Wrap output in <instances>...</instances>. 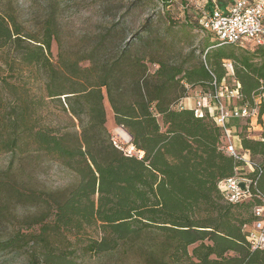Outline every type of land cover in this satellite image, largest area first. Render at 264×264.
<instances>
[{
  "label": "trees",
  "instance_id": "trees-1",
  "mask_svg": "<svg viewBox=\"0 0 264 264\" xmlns=\"http://www.w3.org/2000/svg\"><path fill=\"white\" fill-rule=\"evenodd\" d=\"M156 1L164 8L173 2ZM182 1L189 6L190 0ZM204 1L193 0L202 32L199 6ZM206 1L210 7L212 0ZM150 24L145 30L152 33ZM118 26L103 28L85 49H63L61 43L54 61L52 42L60 38L52 12L35 34L20 23L14 8L0 10V49L8 48L21 66L35 69L33 81L44 91L30 97L29 82L20 75L21 94L2 115L0 151L51 155L79 178L41 196L40 203L49 205L51 213L31 221L40 224L35 231L22 225L0 235V250L26 247L33 264H78L70 250L74 244L95 256L134 248L147 264H264V248H251L246 233L254 208L264 203V128L259 138L247 134L249 124L239 132L243 149L259 160L246 176L249 188L232 203L219 182L233 177L245 162L224 152L222 128L209 114L198 116L193 108L177 104L186 95V84L210 87L214 77H226L225 61L234 65L244 101L253 104L264 86V47L217 39L210 44L209 36L203 59L177 64L171 55L142 54L138 41L125 42ZM84 60L89 64L82 65ZM148 62L158 67L151 71ZM6 65L14 71L15 64ZM4 84L10 91L19 88L8 78ZM106 98L140 157L113 144ZM48 100L60 103L78 121V130L44 124L41 111ZM263 114L264 104L260 123ZM7 172L0 171V177L9 176ZM15 193L20 199L27 196ZM88 228L96 236L87 234Z\"/></svg>",
  "mask_w": 264,
  "mask_h": 264
},
{
  "label": "rangeland",
  "instance_id": "rangeland-1",
  "mask_svg": "<svg viewBox=\"0 0 264 264\" xmlns=\"http://www.w3.org/2000/svg\"><path fill=\"white\" fill-rule=\"evenodd\" d=\"M231 0H221L223 4H228ZM193 0L189 1V6L181 0H173L166 8L156 0H0V10L3 13L9 12V8H14L18 14V19L26 30L35 34H40L44 27V19L49 12L55 15L59 38L52 42L51 53L54 61L58 60L60 44L63 49H85L97 41L96 35L106 26L118 24V28L123 30L127 37L125 42L140 44L139 52L146 56L156 52L158 56L175 58V63L180 64L185 59H191L186 65L194 64L205 57L203 50L206 39L210 36V44L216 38L209 32H202L196 25L195 13L197 12ZM50 3H53L52 5ZM167 16L169 19H167ZM151 23L152 33L145 30V25ZM141 30V31H140ZM140 31V33H139ZM132 33V34H131ZM139 33L136 37V34ZM131 35H134L132 38ZM6 62L15 64L10 71ZM82 65L89 64L84 60ZM151 71L158 66L156 63H149ZM35 69L21 66L15 60V55L8 49H0V127L2 115L10 106L9 101L15 102L21 94V83L24 77L29 82L30 97L35 93L40 96L44 93L41 85L33 81V71ZM13 72V73H10ZM4 78H8L13 84L19 85L18 90L10 91L4 84ZM227 84L231 88L235 84L232 76H226ZM209 85L186 84V95L194 96L202 90H208ZM46 107L41 111L44 124L53 127H67L70 130H78V121L69 115L58 102L48 100ZM62 101L65 102L64 97ZM190 100H187V103ZM194 105V102H190ZM238 103L236 99L228 102L227 106ZM107 123L112 136L119 139L124 148L131 149L130 134L123 127L117 125L114 113L109 100H105ZM247 128V134L254 137L260 136L264 128V115L261 123L257 117L251 120L232 118L227 124L232 128L234 135L238 136L240 130ZM234 139V138H233ZM139 153L134 150V154ZM248 157V155H246ZM252 160H259V157ZM9 171V176L0 177V235L6 236L8 233L16 232L22 225L25 231H35L40 224H32L36 217H43L51 213V208L45 203H40L42 197H49L50 193L59 189H64L78 181V176L51 155L44 153H33L32 157L26 153L17 154L0 151V171ZM251 168L244 165L239 172L242 176H247ZM26 193L24 199L17 198L15 192ZM42 196V197H41ZM51 216L47 219L50 220ZM87 234L96 236L97 232L93 228L87 229ZM74 257L78 264H147L146 259L134 248L122 254L93 255L85 253L80 245H72ZM31 251V249H30ZM28 253V248L21 247L0 250V264H33Z\"/></svg>",
  "mask_w": 264,
  "mask_h": 264
},
{
  "label": "built area",
  "instance_id": "built-area-1",
  "mask_svg": "<svg viewBox=\"0 0 264 264\" xmlns=\"http://www.w3.org/2000/svg\"><path fill=\"white\" fill-rule=\"evenodd\" d=\"M194 1L198 2V0ZM199 8L202 13L204 29L219 42L239 44L244 47L247 45L264 47V0H231L228 4L212 0L210 7L205 0ZM224 64L229 70L228 76H232L235 80L234 86L229 87L226 77L222 78L221 81L214 77L208 90H202L195 95L194 105L190 102L187 103V100L193 98L190 95H185L177 104L180 108H193L198 116L209 114L215 123L222 128L221 148L224 152L234 156L237 160L244 161L245 165L254 170L258 163L251 159L252 156H250L249 151L244 150L242 145L239 146L236 143V139L240 141L239 133L238 136H235V132L233 133L232 128H229L227 124L232 118L251 120L253 117H257L259 120L261 106L264 104V86H262V92L254 96L253 104L248 101L245 102L244 95L240 90V82L234 77V65L231 61H225ZM232 99H236L238 103L231 105V107L227 106ZM249 127L248 129H250ZM112 141L127 154L138 157L142 155L141 151L134 154L135 147L133 149L124 148L115 136H112ZM240 168H236L233 177L219 182V188H221L225 199L232 203L242 199L251 182L250 178L240 174ZM241 182L244 183V187H241ZM254 217L255 219L250 226H246V233L250 247L262 249L264 248V203L254 208Z\"/></svg>",
  "mask_w": 264,
  "mask_h": 264
},
{
  "label": "crops",
  "instance_id": "crops-1",
  "mask_svg": "<svg viewBox=\"0 0 264 264\" xmlns=\"http://www.w3.org/2000/svg\"><path fill=\"white\" fill-rule=\"evenodd\" d=\"M194 98H195V97L193 96V98L190 100V102H191V101L194 102V101H195ZM263 115H264V114H263ZM263 115H262V116H263ZM261 119H262V118H261ZM235 141H236V143H237L239 146H241V141H239V140H237V139H236ZM131 146H133V145H131Z\"/></svg>",
  "mask_w": 264,
  "mask_h": 264
},
{
  "label": "water",
  "instance_id": "water-1",
  "mask_svg": "<svg viewBox=\"0 0 264 264\" xmlns=\"http://www.w3.org/2000/svg\"><path fill=\"white\" fill-rule=\"evenodd\" d=\"M240 185H241V187H244V183L243 182H241Z\"/></svg>",
  "mask_w": 264,
  "mask_h": 264
},
{
  "label": "bare ground",
  "instance_id": "bare-ground-1",
  "mask_svg": "<svg viewBox=\"0 0 264 264\" xmlns=\"http://www.w3.org/2000/svg\"><path fill=\"white\" fill-rule=\"evenodd\" d=\"M134 147L133 146H131V149H133Z\"/></svg>",
  "mask_w": 264,
  "mask_h": 264
}]
</instances>
